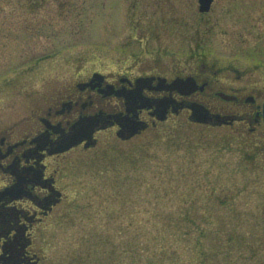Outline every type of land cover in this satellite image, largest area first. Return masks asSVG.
<instances>
[{
  "label": "rangeland",
  "instance_id": "rangeland-1",
  "mask_svg": "<svg viewBox=\"0 0 264 264\" xmlns=\"http://www.w3.org/2000/svg\"><path fill=\"white\" fill-rule=\"evenodd\" d=\"M191 62L262 106L264 0H0V130L92 71ZM235 132L170 121L63 157L43 264H264V142Z\"/></svg>",
  "mask_w": 264,
  "mask_h": 264
},
{
  "label": "flooded vegetation",
  "instance_id": "flooded-vegetation-1",
  "mask_svg": "<svg viewBox=\"0 0 264 264\" xmlns=\"http://www.w3.org/2000/svg\"><path fill=\"white\" fill-rule=\"evenodd\" d=\"M116 70L77 77L51 94L46 107L0 130V264H43L35 234L53 227L69 204L60 185L61 159L77 149L88 151L89 144L82 141L66 152L61 147L80 125L88 135L95 130L98 142L101 133L129 142L177 120L264 142L258 133L264 127L261 92L248 84L225 81L195 62L139 74L134 68ZM198 110L205 115L202 122L194 120Z\"/></svg>",
  "mask_w": 264,
  "mask_h": 264
},
{
  "label": "water",
  "instance_id": "water-1",
  "mask_svg": "<svg viewBox=\"0 0 264 264\" xmlns=\"http://www.w3.org/2000/svg\"><path fill=\"white\" fill-rule=\"evenodd\" d=\"M213 1L214 0H199L200 12H202V13L209 12L211 9ZM204 119H205V115L202 111L198 110L195 112V117H194L195 121L202 122V121H204ZM83 127H84V130H83ZM86 128L87 127L80 125L79 129H77V132L73 136H71L69 138V140L66 142L65 147L62 148V151L63 150L65 151V150L71 148L72 146L77 145L78 143L82 142L85 139L90 140L92 138L94 131H93V129L90 130L89 135H88V133L85 132L87 130ZM84 133H86V135Z\"/></svg>",
  "mask_w": 264,
  "mask_h": 264
}]
</instances>
